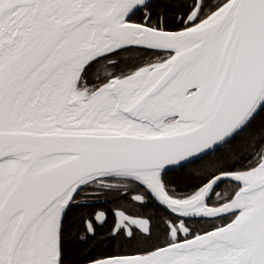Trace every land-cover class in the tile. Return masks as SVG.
<instances>
[{"label": "snow or ice", "instance_id": "obj_1", "mask_svg": "<svg viewBox=\"0 0 264 264\" xmlns=\"http://www.w3.org/2000/svg\"><path fill=\"white\" fill-rule=\"evenodd\" d=\"M0 264H264V0H0Z\"/></svg>", "mask_w": 264, "mask_h": 264}]
</instances>
